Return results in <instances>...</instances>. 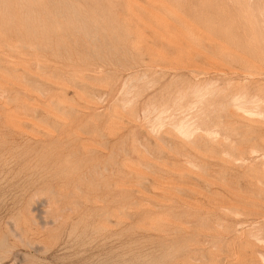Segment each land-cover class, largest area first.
Here are the masks:
<instances>
[{
  "label": "rangeland",
  "instance_id": "374dc122",
  "mask_svg": "<svg viewBox=\"0 0 264 264\" xmlns=\"http://www.w3.org/2000/svg\"><path fill=\"white\" fill-rule=\"evenodd\" d=\"M0 264H264V0H0Z\"/></svg>",
  "mask_w": 264,
  "mask_h": 264
},
{
  "label": "bare ground",
  "instance_id": "6f19581e",
  "mask_svg": "<svg viewBox=\"0 0 264 264\" xmlns=\"http://www.w3.org/2000/svg\"><path fill=\"white\" fill-rule=\"evenodd\" d=\"M242 90H243V89H242ZM214 94H215V93H214ZM237 95H238V94H237ZM242 96H243V95H242ZM234 98H235V97H234ZM236 98H237V97H236ZM243 98H244V97H242V99H243ZM245 98H246V97H245ZM242 99H241V100H242ZM255 99H256V98H255ZM233 100H234V99H233ZM244 100H245V99H244ZM253 100H254V99H253ZM239 102H240V101H239ZM242 102H243V101H242ZM240 103H241V102H240ZM240 103H239V104H240ZM245 103H247V102H245ZM245 103H244V106H246ZM251 103H252V102H251ZM251 103H250V104H251ZM253 103H254V102H253ZM253 105H254V104H253ZM260 105H261V104H260ZM180 106H181V105H180ZM234 106H235V105H234ZM244 106H243V107H244ZM247 106H248V105H247ZM247 106H246V108H247ZM249 106H250V105H249ZM256 107H257V109H258L259 106H256ZM164 109H165V108H164ZM241 109H242V108H241ZM245 110H247V109H245ZM243 111H244V110H243ZM247 111H248V110H247ZM260 112H262V111H260ZM240 113H241V112H240ZM257 113H258V112H257ZM252 114H253V113H252ZM260 115H261V114H260ZM182 119H183V118H182ZM153 120H154V119H153ZM180 120H181V119H180ZM180 120H179V121H180ZM161 121H162V120H161ZM173 121H174V120H173ZM181 121H182V120H181ZM191 121H192V120H191ZM153 122H154V121H153ZM153 122H152V123H153ZM177 122H178V121H177ZM152 123H151V124H152ZM154 123H156V122H154ZM160 123H161V122H160ZM183 123H184V122H183ZM156 124H157V123H156ZM172 124H173V123H172ZM177 124H178V123H177ZM187 124H188V122H187ZM173 125H174V124H173ZM184 125H185V124H184ZM192 125H193V124H192ZM150 126H151V125H150ZM152 126H153V125H152ZM152 126H151V127H152ZM158 126H159V125H158ZM160 126H161V125H160ZM176 126H177V125H176ZM178 126H179V125H178ZM189 126H190V125H189ZM155 127H156V126H155ZM155 127H154V128H155ZM154 128H153V129H154ZM159 128H160V127H159ZM186 128H187V127H186ZM191 128H192V127H191ZM180 129H181V130H184V131H187L186 129H184V126H182V125L180 126ZM194 129H195V128H194ZM154 130H155V129H154ZM156 130H157V129H156ZM188 130H190V129H188ZM177 131H178V130H177ZM155 132H156V131H155ZM209 132H210V131H209ZM187 134H188V131H187ZM212 134H213V133H212ZM190 135H191V133H190ZM193 135H194V134H193ZM193 135H192V136H193ZM192 136H191V137H192ZM212 136H213V135H212ZM185 137H186V136H185ZM188 138H190V136H188ZM237 147H238V146H237ZM239 148H240V147H239Z\"/></svg>",
  "mask_w": 264,
  "mask_h": 264
}]
</instances>
